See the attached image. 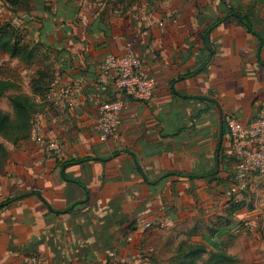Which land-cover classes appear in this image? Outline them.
Here are the masks:
<instances>
[{"label": "crops", "instance_id": "obj_1", "mask_svg": "<svg viewBox=\"0 0 264 264\" xmlns=\"http://www.w3.org/2000/svg\"><path fill=\"white\" fill-rule=\"evenodd\" d=\"M51 8L38 11L37 34L27 28L52 65L48 91L31 95L41 135L64 153L48 158L32 130L6 145L0 202L16 201L0 209V264H168L174 250L159 257L173 235L178 247H204L205 261L239 230L264 228V175L235 180L225 127L253 121L264 102V0ZM127 46L155 79L150 102L100 76ZM116 98L121 123L101 141L98 107ZM72 159L86 161L62 166Z\"/></svg>", "mask_w": 264, "mask_h": 264}, {"label": "built area", "instance_id": "obj_2", "mask_svg": "<svg viewBox=\"0 0 264 264\" xmlns=\"http://www.w3.org/2000/svg\"><path fill=\"white\" fill-rule=\"evenodd\" d=\"M100 76L111 82L122 96L140 102H150L155 95V79L143 62L127 46L120 55L107 56L99 68ZM69 94L63 90L61 96ZM123 101L120 98L101 103L98 107L97 130L101 141L114 134L120 123ZM231 150L235 161L232 173L235 180L243 183L252 175H264V102L256 119L248 124L235 119L225 121ZM34 140L40 144L48 158L59 161L63 157V144L59 138L46 140L40 133L38 119L33 118ZM145 228L149 224H145Z\"/></svg>", "mask_w": 264, "mask_h": 264}, {"label": "rangeland", "instance_id": "obj_3", "mask_svg": "<svg viewBox=\"0 0 264 264\" xmlns=\"http://www.w3.org/2000/svg\"><path fill=\"white\" fill-rule=\"evenodd\" d=\"M56 1L0 0V24L10 30L14 40L29 45L35 56L32 61L25 62L0 50V80H8L13 84V87L6 91L5 96L0 98V110L7 113L11 119L14 118V112L9 101L10 97L24 95L34 100V96L31 94H35V91L41 89L44 91L43 86L36 81L39 78V72L47 74L46 72H49L52 67L50 55L41 46L36 35L33 38L28 37L27 28L31 26L30 30H34L37 34L38 22L41 19L38 18V11L42 10L41 12L45 13L47 9L48 12H51V6ZM94 1L97 3L102 2V0ZM7 136L0 134V144L4 150H6V145L11 142V140H8L10 136ZM181 231L184 232L181 228L175 229L173 233L177 234ZM229 238L222 250L234 258L231 264H264V228L261 227L255 230L244 228ZM177 244L178 241L174 240V235L168 241L163 240L164 246L161 248L159 259H161V256L165 259L170 258L169 256H172L170 253L173 250V254L176 256L179 250L184 251L188 248L185 245L183 247L179 245L178 247ZM197 262L203 264L204 261L198 260ZM168 264H175L173 257L168 261Z\"/></svg>", "mask_w": 264, "mask_h": 264}, {"label": "trees", "instance_id": "obj_4", "mask_svg": "<svg viewBox=\"0 0 264 264\" xmlns=\"http://www.w3.org/2000/svg\"><path fill=\"white\" fill-rule=\"evenodd\" d=\"M102 1L105 3H112L113 1H115L112 4L116 6L117 4L122 5V8L124 7L123 8L124 10L132 7V5L136 2V0H102ZM46 13L51 14V12H48L47 9H46ZM222 20L223 19L217 20L215 24L220 23ZM242 23L249 30H251L252 25L248 19L244 18ZM0 50L10 54L11 56L18 57L19 59L25 62H30L35 57L32 52V48L29 45H24L19 41L14 40L10 30L7 27L3 26L2 24H0ZM46 73L47 74H43V72H39L38 75L39 78L36 81L39 84H41V86H43L44 91L43 89L35 91L34 95L37 94L39 96H42L43 93L48 90L52 81V67L50 68L49 72ZM11 87H13V84L10 81L0 80V98L4 97L6 91H8ZM9 101L14 112V118L11 119V117L7 113L0 110V134L4 136L8 135L7 137L10 136L8 140H11V142L15 143L18 140L27 138L29 136V133H31L33 126V118L36 114V110H35L36 106L33 100H31L29 97L24 95L12 96L9 98ZM5 157H6V150H4V148L0 144V166H2V164L4 163ZM85 161L86 159H72L63 162L62 166L76 165L83 163ZM32 195H37L42 201H44L39 194L32 193ZM14 201H16V198H9L0 202V209L7 207L9 204L13 203ZM75 207L76 205L73 206V208ZM72 209L69 208L66 211L69 212ZM222 249L216 250V252L209 254L208 258L203 262V264H231L234 258L230 255H227ZM186 250L184 251L179 250L178 254H176L177 257L173 259L175 264H196L198 263L197 261L201 259L202 255L206 253L205 248L202 246H196V247L188 246Z\"/></svg>", "mask_w": 264, "mask_h": 264}, {"label": "water", "instance_id": "obj_5", "mask_svg": "<svg viewBox=\"0 0 264 264\" xmlns=\"http://www.w3.org/2000/svg\"><path fill=\"white\" fill-rule=\"evenodd\" d=\"M235 17L241 20V17L239 15L235 14Z\"/></svg>", "mask_w": 264, "mask_h": 264}]
</instances>
